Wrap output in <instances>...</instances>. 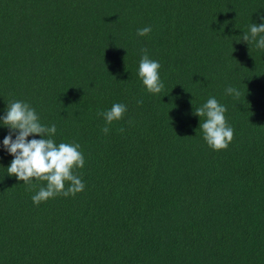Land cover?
I'll use <instances>...</instances> for the list:
<instances>
[{
	"label": "trees",
	"instance_id": "obj_1",
	"mask_svg": "<svg viewBox=\"0 0 264 264\" xmlns=\"http://www.w3.org/2000/svg\"><path fill=\"white\" fill-rule=\"evenodd\" d=\"M262 17L264 0H0V118L26 102L85 158L83 192L36 205L47 182L8 175L0 120V264H264V49L242 40ZM210 97L234 129L218 151L194 115Z\"/></svg>",
	"mask_w": 264,
	"mask_h": 264
},
{
	"label": "clouds",
	"instance_id": "obj_2",
	"mask_svg": "<svg viewBox=\"0 0 264 264\" xmlns=\"http://www.w3.org/2000/svg\"><path fill=\"white\" fill-rule=\"evenodd\" d=\"M261 19L264 20V17ZM151 30L150 26L138 29L137 35L146 36ZM262 34H264V23L252 24L250 31L242 36V40L248 44L249 41H255L258 49H264ZM142 51L144 54L139 63L138 75L149 93L159 94L164 88L159 75L161 65L158 61L149 58L146 49ZM225 91L226 94L234 95L236 98L241 95L238 89L231 86ZM138 103L142 104L143 101L140 100ZM126 111V105L115 103L110 110L97 113L106 121L102 131L107 134L108 125L113 121L121 120ZM226 111V106L220 104L215 97H210L200 107H194V115L205 118L199 127L203 131L204 140L209 147L217 151L226 149L234 139V129L227 123ZM0 120L4 126L12 130L3 140L4 148L14 157L7 168L8 175L17 177L30 187L33 178L47 182L46 186L40 187L32 196L34 204L39 205L58 195L75 196L84 191L85 184L80 175L74 171L77 168L82 169L85 165L79 143L61 142L57 145L53 139L57 132L56 125L42 124L36 110L20 100L8 103L6 115ZM13 134H16L15 140ZM34 134L43 138L29 141L28 137Z\"/></svg>",
	"mask_w": 264,
	"mask_h": 264
}]
</instances>
